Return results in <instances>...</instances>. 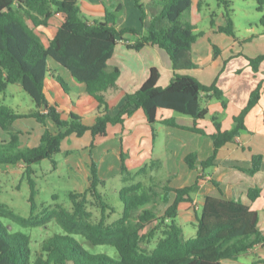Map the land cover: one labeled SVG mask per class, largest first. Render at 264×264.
<instances>
[{
  "label": "trees",
  "instance_id": "obj_1",
  "mask_svg": "<svg viewBox=\"0 0 264 264\" xmlns=\"http://www.w3.org/2000/svg\"><path fill=\"white\" fill-rule=\"evenodd\" d=\"M81 1L0 0V93L10 85H19L35 105V109L25 115L0 105V129L10 138L8 142L0 143V164L25 165L24 175L30 187L31 203L30 216L23 217L0 200V264H221L264 243L256 211L240 201L215 197H206L197 215L196 237L185 239L177 222L179 207L182 203L193 202V194L205 180V173L193 186L181 189L164 187L166 204L169 193H175V199L160 216L155 211L160 194L153 189L145 190L141 183L124 187L115 194L103 192L107 181L101 177L99 166L93 161L90 185L83 193H70V210L57 205L52 210L35 214L38 195L35 167L48 160L56 169L55 157L62 152L65 139L71 136L82 138L89 133L93 138L91 147L94 148L97 138L107 136L109 126L124 124L125 119L139 109L144 111L149 125L154 127L158 123L159 110L191 117L197 123L208 116V109L203 105L204 98L219 100L224 108L227 107L224 93L216 84L206 86L198 79L182 74L196 67L191 51L199 35L195 34L194 26L185 20V15L192 9V0H134L140 13L141 30L132 27L118 29L122 5L109 10L104 0H97L104 7L105 16L103 20H90L81 10ZM218 1L219 6L225 9L226 19L225 27H221L219 32L236 38L232 2ZM256 2L259 13H263L264 0ZM56 15L63 16L65 21L46 48L34 28L48 26L50 19ZM259 26L264 30V14ZM127 35L139 37L132 44H127L129 49L141 51L153 46L163 51L172 62L175 74L170 85L162 88L158 86L160 72L153 69L138 91L127 94L118 110H111L106 93L117 87L120 70H110L108 63L118 44L126 42ZM52 62L69 71L76 82L86 85L87 94L99 103V115L93 125L85 124L83 118L74 113L63 115L48 105V77H54L65 93L71 91L53 70ZM263 62L264 55L249 59L256 73ZM262 88L260 83L251 93L247 106L234 118L232 130L222 131L217 118L214 119L217 130L211 136L214 153L201 162L203 171L215 167L218 151L247 131L245 119L259 104ZM23 118L35 119L45 128L38 147H22L20 133L15 131L13 124ZM48 121L55 125V132L47 127ZM162 123L206 135L196 127L179 126L175 120ZM197 161L196 153L185 159L191 170L196 168ZM121 163V174L128 176L131 171L125 164L124 154ZM153 166V163L144 166L137 174H146ZM263 168L264 160L260 155L253 156L250 168L237 167L252 176ZM214 184L220 187L216 181ZM261 194L260 188L250 189L249 200L255 202ZM117 201L122 205L121 212ZM95 212L99 213L98 218ZM118 213L119 219L110 222L111 216ZM4 220L24 229L46 228L55 222L62 233L47 238L34 257L30 236L13 232L10 223L7 225ZM153 223L156 225L152 229L143 232ZM154 241V246L147 249ZM85 245L91 248L112 247L117 251L118 259L92 253Z\"/></svg>",
  "mask_w": 264,
  "mask_h": 264
},
{
  "label": "crops",
  "instance_id": "obj_2",
  "mask_svg": "<svg viewBox=\"0 0 264 264\" xmlns=\"http://www.w3.org/2000/svg\"><path fill=\"white\" fill-rule=\"evenodd\" d=\"M104 2L106 3L105 0ZM80 6L83 14L90 20H103L105 9L99 1L82 0ZM122 6L118 29L132 27L141 30L140 13L135 8L134 0H123ZM109 7H113V4ZM231 8L233 10V3ZM235 15L233 11L234 22ZM261 16L262 14L259 13L258 24L248 21L246 24L249 26L244 29H238L235 23L236 38H234L219 32L221 27H225L226 19L225 9L219 6L218 0H192V9L185 15V20L194 26L195 34L199 35L191 51L196 67L182 74L192 76L206 86L216 84L224 93L227 107L224 108L219 100L204 98L203 105L208 109V116L197 123L191 117L173 111L159 110L158 123L154 127L149 125L144 111L139 109L134 115L127 117L124 124L109 126L107 136L97 138L94 148L91 147L93 138L89 133L82 138L71 136L65 139L62 143V152L55 157L59 168L61 160H67L70 178L74 182L86 181L89 186L90 167L93 161L98 164L101 177L107 181L121 175V160L124 154L125 164L131 172H137L153 163L152 172L157 169L160 177L166 180L167 184L164 187L168 186L172 189L193 186L198 177L205 173V180L199 184L193 194V202L182 203L179 207L177 222L183 229L185 239L196 237L197 215L204 206L206 197L240 201L250 206L258 213V227L264 233V168L253 176L237 169V167L250 168V162L255 155L262 156L264 160V62L257 73L249 63V59L264 55V30L259 26ZM64 21L63 16L56 15L50 19L48 26L34 28L46 48L50 46ZM137 38L139 37L135 35L125 36L126 42L118 44L113 58L108 63L110 70L114 68L120 70L117 87L109 89L106 93L111 110H118L124 104L127 94L138 91L147 82L153 69L160 72L159 87L166 88L174 77L172 62L157 47L148 46L141 51L127 47V44H132ZM51 66L71 91L69 94L65 93L54 77H48L46 79L48 105L55 107L63 115L74 113L82 117L85 124L93 125L99 115V103L87 94L86 85L76 82L69 71L55 62H52ZM260 83L263 84L261 100L245 119L247 131L218 151L215 167L203 171L201 162L214 153L211 138L217 132L214 119L217 118L222 131L232 130L234 118L247 106L251 93ZM10 86L0 94L4 95L14 89L18 95L22 89L19 85ZM34 109L35 105L31 100L27 110L15 109V111L25 115ZM167 120H175L179 126L185 128L196 127L206 135L164 125L162 122ZM13 127L20 133V142L24 148L38 147L45 131L41 124L31 118L19 119L15 121ZM47 127L53 132L56 131L51 121L47 122ZM9 140V135L0 129V143ZM193 153L198 155V161L196 168L191 170L185 159ZM12 168L23 170L25 165L0 164L1 191L2 175ZM5 174H7L8 186L12 187L11 173ZM214 181L219 184V188L215 186ZM253 188L262 190L261 196L255 202H251L248 197L249 190ZM165 196L164 192L162 202ZM168 196L164 210L173 203L175 193H169ZM0 200L16 210L13 202L2 200V192ZM221 264H264V243L236 259L225 260Z\"/></svg>",
  "mask_w": 264,
  "mask_h": 264
},
{
  "label": "rangeland",
  "instance_id": "obj_3",
  "mask_svg": "<svg viewBox=\"0 0 264 264\" xmlns=\"http://www.w3.org/2000/svg\"><path fill=\"white\" fill-rule=\"evenodd\" d=\"M105 1L108 9L110 8L109 5L113 4V7H111L112 10H115L119 5H123V0ZM231 2L233 3V11L236 14L235 23L238 29H244L245 27H248L249 25L246 24L248 21L258 24L259 11L256 0H231ZM147 4L149 5L148 2ZM221 8L223 9L224 7L222 6ZM261 14H264V10ZM254 26L255 24H253V27ZM10 87L12 88V86ZM31 100L32 99L30 96L22 89L18 95L17 91L14 89L4 93V95L0 94V104L11 106V108H14V110H27ZM68 167L69 164L67 163V160H61L60 168L57 163L56 169L53 168V164L50 161H45L41 166L36 167L35 181L38 195L36 196L35 200V214L39 215L48 210H52L57 205H61L64 208L70 210L72 207L69 197L70 193L73 191L83 193L89 187L86 181L82 182L80 180L78 182H74V180L70 178L71 175L68 171ZM152 170L153 169H149L146 174L142 175H138L136 171H132L128 176H123L121 174L119 177L111 178L107 180V185L105 189H103V192H106L107 194H115L124 187L141 183L143 184L145 190L153 189L160 194L158 197L160 203L158 202L159 204L155 205V211L159 213L160 216H162L166 206V202H162L164 193L163 188L167 183L165 179L160 177V172L157 171V169L154 170V172H152ZM6 172L11 173L10 175L13 178V182L11 183L12 187H9L8 183L6 182ZM6 172L2 175V200L9 203L13 202L12 204H14L16 207V210H14L16 213L23 217H29L31 214V203L29 201L30 187L24 175V169L21 170V168H12V170H7ZM117 205L119 206V211L121 212L122 205L119 201H117ZM95 216L98 218L99 213L95 212ZM119 217V213L112 215L110 222L119 219ZM4 223L8 225L10 222L4 220ZM133 224L135 225V223ZM9 225L11 226L13 232H22L30 236L34 257L38 255L42 243L47 238L55 234L62 233V229L55 222H51L46 228L37 229H24L17 224L12 223ZM155 225L156 223L148 225V227L143 232L149 231ZM80 240L82 241V239ZM156 241L153 242L151 247L154 246ZM85 247L92 253L106 254L115 260L118 259V253L112 247L100 246L91 248L88 245H85Z\"/></svg>",
  "mask_w": 264,
  "mask_h": 264
}]
</instances>
